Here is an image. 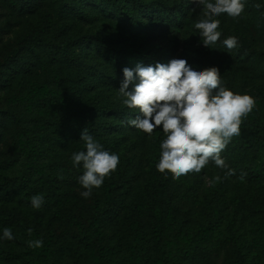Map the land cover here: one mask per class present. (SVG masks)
Returning <instances> with one entry per match:
<instances>
[{
	"label": "rangeland",
	"instance_id": "rangeland-1",
	"mask_svg": "<svg viewBox=\"0 0 264 264\" xmlns=\"http://www.w3.org/2000/svg\"><path fill=\"white\" fill-rule=\"evenodd\" d=\"M72 1L80 5L79 0L66 3ZM176 1L143 0L155 6ZM241 2L245 7L239 17H215L221 37L210 49L195 28L203 10L192 2L181 27L169 26L173 33L154 30L155 42L147 43L151 25L127 31L94 6H86L88 19H81L61 0H26L29 6L0 0V188L8 193L0 194V264H37L28 246L37 239L43 241L42 254L58 264L127 262L138 244L146 249L144 264L169 250L179 256L176 264H223L237 252L245 264H264V179L238 162L233 142L221 157L234 175L215 182L228 169L210 160L199 173L174 179L156 168L165 139L162 128L148 135L123 125L115 114L80 113L90 106L128 109L113 64L95 46L100 38L125 62L124 68L132 69L126 52L140 43L157 45L158 53L167 54V63L179 58L197 71L218 67L222 86L251 95L256 100L252 113L264 123V100L253 93L264 84V38L252 2ZM142 21L149 24L146 18ZM229 36L238 39L231 51L223 44ZM67 42L73 62L63 55ZM16 56L20 61L12 62ZM85 128L105 150L119 156L116 170L89 198L80 194L82 165L74 167L71 160L74 152L86 150L80 140ZM27 157L34 161L32 169ZM37 194L44 197L39 209L30 199ZM89 211L96 218L90 234L95 246L85 245L76 233L75 218ZM6 227L13 240L3 238Z\"/></svg>",
	"mask_w": 264,
	"mask_h": 264
},
{
	"label": "clouds",
	"instance_id": "clouds-1",
	"mask_svg": "<svg viewBox=\"0 0 264 264\" xmlns=\"http://www.w3.org/2000/svg\"><path fill=\"white\" fill-rule=\"evenodd\" d=\"M191 2L203 10L204 18L195 23V28L199 30L203 46L210 49L221 37V32L217 31L220 20L215 17L226 13L236 18L245 7L241 0ZM255 7L259 9L261 5ZM223 44L231 51L238 46V39L229 36ZM122 71L124 78L118 88L122 103L130 111L140 113L128 119L129 126L148 135L162 126L165 139L160 143V158L156 164L160 173H170L174 179L190 172L199 173L211 160L217 167L228 169L223 178L215 176V182L235 174L221 153L232 137L240 135L242 118L253 111L256 100L251 95L233 93L222 86L218 67L197 71L185 59L174 58L167 64L154 66L138 63L134 69L125 67ZM80 140L86 150L74 152L71 160L74 167L82 165L83 174L78 183L84 191L80 194L89 198L116 170L119 156L105 150L87 128L81 132ZM30 199L35 209L44 203L42 194ZM28 234H32V229H28ZM3 238H15L10 228L3 229ZM28 246L40 248L43 241L29 240Z\"/></svg>",
	"mask_w": 264,
	"mask_h": 264
},
{
	"label": "trees",
	"instance_id": "trees-1",
	"mask_svg": "<svg viewBox=\"0 0 264 264\" xmlns=\"http://www.w3.org/2000/svg\"><path fill=\"white\" fill-rule=\"evenodd\" d=\"M22 5L29 6L26 3V0H19ZM63 4L69 8L73 14L81 19H88V15L85 13L84 8L86 6H94L98 8L104 14H108L113 17L116 22L125 30L133 31L137 30H146L149 28L150 31L146 36L147 43H154L156 40V36L153 35L154 30H159V28L163 32L173 33L172 30H169V26L172 27H181L183 19L188 14V11L191 8V0H178L173 4L161 3L159 6H155L154 4H145L143 0H79L80 5L77 2H67L66 0H61ZM252 2V9L258 15L260 20L259 30L264 38V0H250ZM260 4L261 7L257 9L255 5ZM129 8L134 10L133 13L129 11ZM148 19L149 24L142 21V19ZM162 22H166L168 27H161ZM147 43H140L137 46L129 48L126 52L129 66L134 69L136 65L139 63L143 66H154L156 63L167 64L165 61V57L167 54L158 53L157 45H153L151 47L147 46ZM70 42L66 43V46L62 49L63 55L70 61L73 62L69 52ZM95 46L99 51L103 54V56L109 60L119 77L120 84L123 80V69H124V61L119 58L118 54L110 48L106 43L102 42L100 38H95ZM264 62V52L261 55ZM5 64L7 68L11 66L10 60ZM19 57L16 56L14 61L19 62ZM44 91L46 92V86H42ZM130 89L132 85L129 86ZM254 95L258 100H264V84L258 86L253 90ZM105 113V114H115L122 121L123 125L128 127V119L134 118L136 116L134 111H130L129 109H125L124 111H119L116 108H98L95 106L85 107L80 113L83 114H92V113ZM9 118L15 123L19 124V119L13 113L9 114ZM162 126L156 129L157 133H160V129ZM240 135L232 137L231 141L227 144L226 148L222 151V154L228 152L230 150V146L233 142L234 149L237 150V157L239 163H244L250 165V169L252 173H255L257 177L264 179V123L257 122L254 114L251 112L247 115V117L242 118V123L240 125ZM90 131H95L91 130ZM27 164L32 169L33 159L31 157H27ZM173 181L171 180L166 186L171 184ZM165 186V187H166ZM6 189L0 188V194L3 192L8 194ZM54 194V193H53ZM155 213L157 215V227L161 225V218L158 213V209H155ZM75 226L77 237L80 241H82L87 246H95L97 243L93 240L91 234V228L93 224L96 223V218L93 215L92 211H89L84 216H79L75 218ZM261 236L264 240V229H261ZM158 238L160 239V231L158 233ZM158 239V240H159ZM36 253L34 256L38 258L37 264L42 261V264H58L54 261L49 262V254H42L45 250L41 248H32ZM48 251V250H46ZM146 260V249L143 245L138 244L134 247V251H132L130 259L126 261L115 260L113 264H144ZM179 260L178 255H174L172 250L162 251L160 257L156 258L152 261V264H176ZM112 262V261H111ZM223 264H245V257L241 252H237L233 258L227 259V261Z\"/></svg>",
	"mask_w": 264,
	"mask_h": 264
}]
</instances>
